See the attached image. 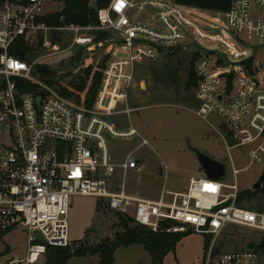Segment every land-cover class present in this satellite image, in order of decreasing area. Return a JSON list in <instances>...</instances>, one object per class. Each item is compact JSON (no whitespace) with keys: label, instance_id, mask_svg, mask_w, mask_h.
I'll return each mask as SVG.
<instances>
[{"label":"built area","instance_id":"2783aa9c","mask_svg":"<svg viewBox=\"0 0 264 264\" xmlns=\"http://www.w3.org/2000/svg\"><path fill=\"white\" fill-rule=\"evenodd\" d=\"M50 1H0V237L19 227L27 230L25 256L6 264H36L50 247H69L68 214L77 196L97 198L154 233L191 231L210 238L203 264H264V250L258 249L264 212L239 204L237 176L248 167L238 170L231 162L233 184L223 182L225 175L220 180L191 178L183 192L163 190L159 200L144 199L128 194L125 182L119 184L115 176L117 169L124 175L140 170L139 161L128 155L117 165L109 147L113 139L140 137L136 129L119 131L110 122L114 115L136 110L128 101L137 62L194 48L196 115L208 123L213 115L223 120L237 147L259 143L250 150V165H264V63L257 59L264 48V0H232L225 13L175 0H110L97 11V26L58 28L40 20ZM146 6L154 12L145 23L129 16ZM216 16L225 17L226 25ZM54 33L69 37L65 51L86 47L82 58L93 51L96 34L113 36L101 41L114 46L91 106L63 96L56 84L63 75L43 76L37 70L42 58L25 60L29 52L58 53ZM21 38L27 51L19 58L11 52ZM226 149L231 147L226 144ZM240 229L258 236L226 251L222 242Z\"/></svg>","mask_w":264,"mask_h":264},{"label":"rangeland","instance_id":"374dc122","mask_svg":"<svg viewBox=\"0 0 264 264\" xmlns=\"http://www.w3.org/2000/svg\"><path fill=\"white\" fill-rule=\"evenodd\" d=\"M146 0H140L145 2ZM64 7L62 0L50 1L44 6L45 14L55 13ZM146 10H134L129 16L135 22L145 23L153 14L150 6ZM213 17L211 13H205ZM215 19L226 25L225 17ZM98 34H96V37ZM113 39L112 35H109ZM108 36L106 39L109 38ZM52 40L61 45L58 53L39 50L29 52L27 62L42 58L40 64L50 66L57 73L76 80L88 66H97L110 57L114 43L108 45L95 42L91 53L85 52L81 61L75 56L79 47L65 51L69 37L54 33ZM105 39V40H106ZM103 44V46H100ZM151 47V45L146 46ZM194 48L168 50L159 55V60L138 61L137 73L131 90L128 107L136 109L130 115L117 114L110 122L119 131L137 130L141 138L149 142V146L141 145V138L110 142V153L115 164H122L128 155H133L141 165L140 170L124 173L117 169L116 179L125 182L127 193L139 198L159 200L163 190L183 192L191 178H201L204 174L197 161L196 152L204 153L224 163L226 174L223 182L233 184L231 162L236 169L243 170L237 176V184L241 192L251 190L264 170L263 164H252L250 150L259 143L237 147V143L226 123L216 116L209 117L208 122L195 113L198 99L195 86H189L191 63ZM264 63V48L257 55ZM107 63V62H105ZM71 79V80H72ZM143 84V85H142ZM125 107L119 108L121 111ZM226 144L231 147L230 152ZM93 197H73L68 214L70 249L76 250L81 245L95 246L105 238H113L121 232L118 215L108 207L100 205ZM263 203L260 197L246 200L243 207L258 208ZM258 232L240 229L222 242L226 251L239 248L245 241L257 237ZM205 236L197 233L183 235L176 248L168 253L163 264H203L205 253ZM27 250V230L19 227L6 237H0V264L18 260L25 256ZM47 254L36 264H43ZM98 255L73 258L68 264H98ZM114 264H153L152 254L142 245L122 247L115 253Z\"/></svg>","mask_w":264,"mask_h":264},{"label":"trees","instance_id":"16d2710c","mask_svg":"<svg viewBox=\"0 0 264 264\" xmlns=\"http://www.w3.org/2000/svg\"><path fill=\"white\" fill-rule=\"evenodd\" d=\"M5 1V0H0ZM10 2H18L19 0H7ZM57 1V0H51ZM64 7L62 10L47 14L40 20L47 26L52 28H58L65 25H78V26H97L99 24L98 13L100 9H104L108 6L110 0H62ZM177 4L186 6L189 8L198 9L201 11L211 13H225L230 9L232 0H175ZM108 34L99 33L96 37V42L105 40ZM42 44V42H41ZM22 51H27V46L24 38L19 39L12 50V54L16 57L22 58ZM95 67L88 66L85 68L82 75H78L76 80L70 79L66 76H62L56 83L60 93L63 96L74 98L78 102L91 106L97 95L103 71L105 68V62ZM37 70L43 76H56L58 73L50 66L43 64L37 66ZM190 75L188 79L189 86L196 85V76L194 72V61L191 63ZM2 83L0 82V90ZM260 197L263 205L259 206V210L264 212V183L259 191L247 190L243 191L239 195V204H242L248 200ZM255 210L256 208L248 207ZM119 226L121 232H117L113 238H105L101 243L95 246L81 245L76 250H71L70 247H50L47 252V259L45 264H68L73 258L86 257L88 255H98V264H114L115 253L122 247H129L132 245H142L152 254L153 264H163L165 256L176 248L177 243L181 240L183 235L191 233H178L167 234L164 232L154 233L151 230L135 224L130 218H126L119 214ZM11 231L3 234V238ZM211 239L206 238L205 248L208 247ZM259 250H264V240L258 245ZM206 250V249H205Z\"/></svg>","mask_w":264,"mask_h":264},{"label":"water","instance_id":"95a60500","mask_svg":"<svg viewBox=\"0 0 264 264\" xmlns=\"http://www.w3.org/2000/svg\"><path fill=\"white\" fill-rule=\"evenodd\" d=\"M85 50H86V47H81L78 50L75 56L76 61H81L82 55ZM21 56L24 57V53ZM196 157L200 165V168L206 178L210 180H220L223 178L226 172L224 163L201 152H196ZM263 183H264V170L262 174L260 175L258 181L253 185L252 190L259 191L262 188ZM36 236L40 242L44 241L42 236L39 233H36ZM253 246H254L253 244H250L249 247L252 249Z\"/></svg>","mask_w":264,"mask_h":264},{"label":"crops","instance_id":"0c3cea01","mask_svg":"<svg viewBox=\"0 0 264 264\" xmlns=\"http://www.w3.org/2000/svg\"><path fill=\"white\" fill-rule=\"evenodd\" d=\"M77 52H78V51H77ZM77 52H76V53H77ZM8 234H9V233H8ZM8 234H7V235H8ZM7 235H6V236H7ZM6 236H4V237H6ZM43 257H44V256H43ZM43 257H41V258H43ZM41 258H40V259H41ZM99 261H100V259H99ZM45 262H46V261H45ZM45 262H43V264H45Z\"/></svg>","mask_w":264,"mask_h":264}]
</instances>
